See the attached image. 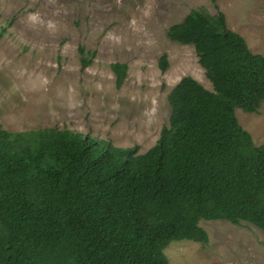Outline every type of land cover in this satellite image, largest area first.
<instances>
[{
  "label": "trees",
  "instance_id": "trees-1",
  "mask_svg": "<svg viewBox=\"0 0 264 264\" xmlns=\"http://www.w3.org/2000/svg\"><path fill=\"white\" fill-rule=\"evenodd\" d=\"M167 36L194 46L212 89L182 77L147 151L70 128L0 123V264H170L172 241L209 242L201 220L264 230V147L236 115L264 102V54L222 11L193 9ZM159 65L168 69L167 54ZM128 68L112 64L118 88Z\"/></svg>",
  "mask_w": 264,
  "mask_h": 264
},
{
  "label": "rangeland",
  "instance_id": "rangeland-1",
  "mask_svg": "<svg viewBox=\"0 0 264 264\" xmlns=\"http://www.w3.org/2000/svg\"><path fill=\"white\" fill-rule=\"evenodd\" d=\"M193 9L222 11L228 27L264 54V0H0V123L10 131L70 128L147 151L169 123L168 94L182 77L212 89L194 46L167 36ZM116 62L129 67L119 88ZM236 115L264 147V102ZM200 224L209 242L172 241L170 264H264L263 229L223 219Z\"/></svg>",
  "mask_w": 264,
  "mask_h": 264
}]
</instances>
